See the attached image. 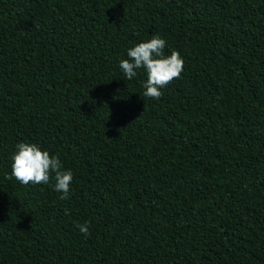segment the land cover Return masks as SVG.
Returning a JSON list of instances; mask_svg holds the SVG:
<instances>
[{"label": "trees", "instance_id": "16d2710c", "mask_svg": "<svg viewBox=\"0 0 264 264\" xmlns=\"http://www.w3.org/2000/svg\"><path fill=\"white\" fill-rule=\"evenodd\" d=\"M152 35L184 59L158 100L118 67ZM0 264H264V0H0Z\"/></svg>", "mask_w": 264, "mask_h": 264}, {"label": "clouds", "instance_id": "9594fccd", "mask_svg": "<svg viewBox=\"0 0 264 264\" xmlns=\"http://www.w3.org/2000/svg\"><path fill=\"white\" fill-rule=\"evenodd\" d=\"M165 46L166 41L162 36L152 35L129 47L126 50L127 58L118 62L126 80L135 77L138 69L144 70L146 80L142 84L143 97L158 100L164 87L183 71L182 55L176 50L165 54ZM10 161V175L20 184H48L52 175L54 183L51 187L60 194L59 199L69 198L73 172L63 167L57 154L50 153L38 143L19 141L14 145ZM77 228L82 234L87 235L89 232L88 222L78 223Z\"/></svg>", "mask_w": 264, "mask_h": 264}]
</instances>
